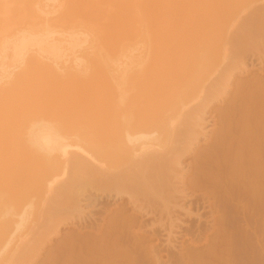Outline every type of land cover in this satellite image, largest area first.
<instances>
[{
    "label": "bare ground",
    "instance_id": "6f19581e",
    "mask_svg": "<svg viewBox=\"0 0 264 264\" xmlns=\"http://www.w3.org/2000/svg\"><path fill=\"white\" fill-rule=\"evenodd\" d=\"M35 1L0 0V57L15 56L14 61L19 63H39L40 58L45 61L50 57L54 66L47 65L50 59L46 58L47 62L35 63L44 66L37 69L61 75L63 80L62 74L66 72L70 79L76 76L70 70L82 76L91 72L87 80L78 76L79 81L75 78L77 81L67 85L69 80L64 75L66 84L62 81L46 87L53 96L87 93L89 103L84 110L77 111L79 114L72 107L77 117L71 107L68 114L64 106L63 114L61 109L56 111L57 108L53 110L47 105L42 109V102L41 112L31 111L34 102L26 93L23 66L19 70L22 64L17 66L14 62L10 67L15 70L14 76L8 67L0 65V145L11 140L10 147L4 146L8 149L2 147L0 152L15 150L11 142L26 135L24 132L29 129L24 131V125L28 126L29 113L44 112L48 119L32 118L42 121L36 123L34 130L45 126L51 132L40 127L32 135L33 141L42 145L52 137L49 150L46 144L40 150L50 155L55 150H68L71 143L68 146L65 137L85 144L78 148L85 159L88 156L97 189L85 200L89 217L81 219L85 213L80 215L77 233L66 236L62 242L59 252H63V257L58 252L40 263L167 264L162 261L166 256L168 264H223L222 253L242 251L241 247L251 242L248 238L254 240L258 235L264 239V43L259 38H264V0H45L46 4L37 0L34 5ZM30 47L40 53L34 55ZM78 48L84 49L79 52ZM86 56L90 62L82 61ZM73 57H77L76 64ZM8 60L6 63L10 64ZM62 61L67 63L63 66ZM55 62L59 71L60 66L63 68L60 75L52 68L56 67ZM69 62L72 64L67 66ZM24 66L28 67L27 63ZM27 67L25 74L30 73ZM52 74L46 75L50 79ZM42 89L40 86V92ZM63 101L59 104L65 105ZM81 102L79 99L66 105L79 107ZM18 104L30 108L24 105L22 109ZM64 119L77 123L70 127L69 121L65 128ZM31 126L29 123L30 129ZM32 152L36 165L40 160V166L49 161ZM10 159L0 156V264H38L41 248L50 241L45 240L49 232L36 231L31 237L34 231L24 230L29 226L28 220L34 218L33 214L30 218L28 201L35 190L31 187L27 197L24 191L29 187H24L23 192V187H9L17 183L15 176L23 166L14 163L11 167L7 163ZM49 164L46 166L50 175ZM23 195L27 197L23 208L29 216L22 208L20 198L26 201ZM7 198H15L14 212L20 211L13 214V218L20 219L14 224L8 217L12 205H7L11 202L7 203ZM2 205L10 208L4 211ZM239 215L245 223L239 221ZM51 217L49 222L54 224L55 218ZM227 217L239 219V224L229 227L244 228L241 238L250 236L245 237L247 245L243 241L244 245L234 244L241 234L227 226ZM209 253L215 257L211 262L206 256ZM190 257L193 260L187 259Z\"/></svg>",
    "mask_w": 264,
    "mask_h": 264
},
{
    "label": "rangeland",
    "instance_id": "374dc122",
    "mask_svg": "<svg viewBox=\"0 0 264 264\" xmlns=\"http://www.w3.org/2000/svg\"><path fill=\"white\" fill-rule=\"evenodd\" d=\"M31 1V3H33L34 2V0H33V2H32V0H30ZM37 1V0H36ZM35 1V3H34V5L39 1H37L36 2ZM184 0H182V2H183ZM252 1V0H251ZM41 2H43V1H41ZM41 2H40V4H41ZM44 2H45V0H44ZM70 2V1H69ZM72 2V1H71ZM254 2H258V0H254ZM261 3H263L262 2V0L260 1ZM47 2H45V4H46ZM75 3V2H74ZM261 3H258V4H261ZM44 3H43V5H45ZM71 4H73V2L71 3ZM42 5V4H41ZM41 5H39V6H41ZM74 5V4H73ZM72 5V6H73ZM262 5H264V3L262 4ZM39 8H38V6H37V14L39 15L40 13H39V10H38ZM40 9H41V7H40ZM34 16V15H33ZM264 32V31H263ZM262 32V33H263ZM259 38H261L260 40H262L263 42L262 43H264V38H263V36L261 37V35H260V37ZM263 38V39H262ZM36 46V48L38 47V45H35ZM34 46V47H35ZM87 46V47H86ZM86 46H84V48L86 47V48H88V45H86ZM31 48V47H30ZM33 48V47H32ZM32 48H31V52H33V54L35 53L36 54V52H39V51H34V50H36V48H33V51H32ZM84 48H78V49H80V51L79 52H81ZM85 48V49H86ZM82 49V50H81ZM30 52V53H31ZM29 53V54H30ZM40 53V52H39ZM33 54H31V55H33ZM34 54V55H35ZM30 55V56H31ZM7 56H8V54H7ZM7 56H6V54L5 55H3V57H0L1 59H2V61L0 60V65H5L6 67H8L9 68V72L11 73H9L11 76L13 75V73L15 72V70L13 71L12 70V68H13V66L15 65V63L14 62H16V61H14V59L15 60H17V58L15 57V56H13V55H10L9 54V56H13V59H10V58H7ZM38 56V55H37ZM15 57V58H14ZM29 57V56H28ZM27 57V58H28ZM12 58V57H11ZM43 58V57H42ZM47 58V57H46ZM46 58H45V61L43 60H41V58H40V60L38 61L39 63L41 62V63H44V62H47L46 61ZM74 58V57H73ZM72 58V59H73ZM83 58L85 59V60H83ZM86 58H87V56L86 57H82V61L84 62V61H88L89 59L87 58V60H86ZM8 59H10V60H8ZM29 59H31V58H29ZM28 59V60H29ZM47 59H50V57L49 58H47ZM71 59V60H72ZM77 60V57L76 58H74V60ZM7 60L8 61H10L11 63L10 64H8V63H6L7 62ZM26 60V59H25ZM52 60V61H51ZM57 60V59H56ZM56 60H54V61H56ZM73 60V61H74ZM76 60L74 61V63L76 64ZM32 61L33 60H30V62L29 61H27L26 60V62L23 60V62H24V64L26 65V63H27V65H28V67L27 66H24V64H23V62L21 63H19V60L16 62L18 65L17 66H19L20 64H22V65H20L21 67H19V70H21V68H22V66H23V68H22V70H21V72L23 71V73L22 74H24V75H22V76H24V78L26 79L25 80V82L24 83H26L27 84V87H26V89H27V91H26V93H27V96L29 95L30 97V100L31 101H33L34 103L32 104V106H31V111H32V109H34V111L36 110V111H38V112H41L40 110H39V108L41 107L42 109H44L45 110V107H47V108H49L50 106L51 107H54V109L53 110H55L56 108V111L58 110L59 111V109H61L60 110V112L61 113H63V108H64V106H65V110H69V108L68 107H71L70 109V111L72 112V107L74 108V110L77 112V111H79L80 112V110L82 111V110H84V108L85 107H88L87 105V103H89L88 101H86L87 99H89L88 98V96H89V94H88V96H87V93H83V94H80V93H77V92H74V94H72V93H68L67 95H66V93H65V96H64V94H58V95H55V96H53L54 94H53V92H51L50 90H47L46 89V87L47 86H50V85H52V84H60L62 81H65L64 83L62 82L61 84H66V79H65V76L67 75L66 73L65 74H62L63 76L62 77H64V80H63V78H61V75H60V73H61V71H62V73H63V68H62V66H60L61 68H59L60 69V71L57 69V65H58V63H56L55 62V65H56V67H52L53 68V70H54V68L55 69H57V71H55V72H58V74L60 75V76H57V75H54V74H52V78H50L49 79V75H51V74H48L49 72H45V71H43V70H41V72H40V69H37V67L38 68H41V69H43L44 68V66H41L42 64H40V65H37V64H39V63H37L35 60V62H33L32 63ZM51 63H50V62ZM48 62H47V65H51V66H54V65H52L53 63V59H50ZM63 61H67L66 59H63ZM62 61V62H63ZM69 61V60H68ZM81 61V63L83 64V62ZM61 62V63H62ZM89 62H90V60H89ZM3 63V64H2ZM29 63H30V65L31 66H29ZM35 63H37V64H35ZM67 63V62H66ZM66 63H62L61 65H63V64H66ZM70 63V62H69ZM68 63V65L67 66H69V65H71L72 64V62L69 64ZM87 63V62H86ZM7 64H8V66H7ZM74 64V65H75ZM77 64H79V62H77ZM11 65V66H10ZM44 65V64H43ZM59 65H60V63H59ZM4 66V67H5ZM41 66V67H40ZM64 66V65H63ZM66 66V65H65ZM66 66V67H67ZM2 67V66H1ZM10 67H12V68H10ZM26 67H27V70L29 69L30 70V73L28 74L27 72H26V74H25V72H24V70L26 69ZM31 67V68H30ZM59 67V66H58ZM17 69V68H16ZM66 69V68H65ZM12 70V71H11ZM26 70V71H27ZM28 70V71H29ZM38 70V71H37ZM32 71V72H31ZM70 71H72L73 72V74H75L76 76H74V78L73 79H70L69 77H67L68 79L67 80H69L68 81V84L67 85H69L70 84V81H74V79L76 78H78L79 79V77L80 78H83V76L80 74V72H77V73H75L73 70H70ZM20 71H19V73H21ZM35 72H37L36 74H38V72H39V75H35ZM42 72H45L44 74H45V76L42 74ZM60 72V73H59ZM69 72V71H68ZM19 73H17V78H19ZM49 76H47V75ZM90 74H92L91 72H90ZM88 75V74H85V76H86V78H85V76H84V80H87V78L88 77H90L91 75ZM29 75H32L31 77L29 76ZM42 75V76H41ZM65 75V76H64ZM14 76V75H13ZM38 78H36V77ZM79 76V77H78ZM20 77H21V75H20ZM47 77H48V79H47ZM11 78V77H10ZM28 78V79H27ZM36 79L37 80V84H39L38 86H37V84H36V80H35V82H34V79ZM41 78H43V80L41 79ZM32 80V82H31V80ZM45 79H47L48 81L46 82V80ZM60 79V80H59ZM62 79V80H61ZM75 79V80H76ZM77 79V80H78ZM10 80V79H9ZM8 80V81H9ZM76 80V81H77ZM27 81V82H26ZM50 81L51 82H53V83H50ZM79 81V80H78ZM29 82L31 83V84H29ZM42 83V84H40V83ZM60 82V83H59ZM47 83H49L48 85H46ZM13 84H14V82H13ZM32 84L34 85L33 87H32ZM10 85H12V83L11 84H9V86H8V89L10 88V87H12V86H10ZM31 86V87H30ZM40 86L43 88L42 90H41V92H43V96H41V92H40ZM37 87V88H36ZM5 88H7V86H5ZM31 88H33V90H30ZM12 89V88H11ZM11 89H9V90H11ZM39 89V90H38ZM4 90V89H3ZM7 90V89H6ZM9 90H7V93H8V91ZM29 90V91H28ZM32 91V93H30ZM51 93H50V92ZM2 91L0 90V93H1ZM5 92V91H4ZM39 92H40V94H39ZM46 92V93H45ZM49 92V93H48ZM35 95H34V94ZM9 94V93H8ZM40 95V96H38V95ZM48 94V95H47ZM71 96H70V95ZM77 94L79 95V96H77ZM47 95V96H46ZM50 95V96H49ZM77 97H76V96ZM35 96L40 100H38L37 98L34 100V98H35ZM58 96V97H57ZM73 96V97H72ZM83 96V97H82ZM41 97V98H40ZM45 97H46V99H45ZM54 97V98H53ZM55 97H57V98H55ZM61 97V98H60ZM68 97H70L69 99L70 100H68ZM78 97H80V98H78ZM50 98H51V100H50ZM65 98H67V99H65ZM72 98V99H71ZM73 98H74V100H73ZM78 98V99H77ZM59 99V100H58ZM81 100L82 102H81V104H82V106L80 105L79 107H75L76 105H74V106H67L69 103L71 104V102L72 101H77V100ZM43 100H45V101H47V103L44 101L43 102ZM56 100V101H55ZM63 100H65V102L63 101ZM68 100V101H67ZM50 101H51V103H52V105H51V103H50ZM59 101H63V103H65V105H61V104H59ZM41 102L43 103V104H41ZM58 102V103H57ZM66 103H67V105H66ZM29 105H31V103H28ZM34 104H40V106L39 105H34ZM18 105H20L19 107H21L22 109H24V108H26L27 109V105L26 104H18ZM18 105H13V106H18ZM24 105H25V107H24ZM47 105V106H46ZM60 105V106H59ZM27 106V107H26ZM34 106H36L35 108H34ZM56 106V107H55ZM61 106H63V107H61ZM15 107V108H16ZM24 107V108H23ZM50 107V108H51ZM58 107H60V108H58ZM67 107V108H66ZM82 107V108H81ZM18 108V107H17ZM28 108H30V107H28ZM46 108V110H48ZM77 108H79V109H77ZM63 109V110H62ZM30 110V109H29ZM50 110V109H49ZM64 110V111H65ZM67 110V111H68ZM66 111V113H68L69 114V112L70 111H68L67 112ZM75 111H73L72 112V114H76V117H77V113H75ZM71 112H70V114H71ZM43 113V114H42ZM42 113H39V114H37V113H29V115H28V119H27V125L29 126V123H30V125H32L31 126V129H30V127H28V126H26V124L24 125V127H25V129H24V131L25 130H27V129H29V130H32L33 129V131H31V132H33V134L32 133H29V130H27V131H23L24 132V134H26V135H24V136H21L20 138H18L20 141L22 140V139H24V140H22L21 142H20V144H19V140L18 139H15L16 141H13V143L11 142V144H15L13 147H14V149L15 150H11L9 153H4V152H0V156H4V157H6V156H8V157H11V159L9 160V162L7 161V163H11V167L13 166V164L14 163H18V165H23V166H21V167H19V169H20V171H19V169H18V171H17V174H16V176H15V179H14V181L15 180H18L17 181V183H13L12 185H10L9 187H15V186H17V187H23L22 189H21V191L23 192L24 191V187H29L28 189H26L25 188V190L26 191H24L25 192V195L26 194H28L29 195V190H31V189H33V188H31V187H34V189H33V191H31V192H33L34 194V196L35 195H38V196H33L32 195V193H30V196H32L31 198L33 199V201H32V199H30L28 202H30V206H31V208L30 207H28V210L30 211V218H31V215L34 217V218H32V221H31V219H29L28 218V216H29V214H28V210H25L24 208V203H26V205H27V200H26V198L28 197L27 195V197L25 198V196H24V198H25V200L26 201H24V199L23 198H20L21 199V204H23L22 205V208L25 210L24 212H26L27 211V213L26 214H28V216L26 217L27 219H29L30 221H31V224H30V221L28 220V222H29V226H28V224H27V226L28 227H24V230H26L25 228H27V230L28 231H34V232H31L32 234H31V237L33 236V234L37 231V232H39L40 233V231L43 233V231L45 232V234H46V232H47V230H48V232L49 233H47L48 235H47V237H46V239L45 240H47V238H48V240H50L49 242H47L46 244H44L45 246V249H44V247H43V249L41 248V254H40V256H39V258H38V260H37V262H38V264H41V263H43V261H45L46 259H48L49 257H50V255L52 256V254H55V255H57V253L59 252V249L61 250V247L60 246H62V242H64V240H65V237L66 236H68V235H70V234H72L73 232L74 233H77L76 231H78V228H79V224H78V222H79V220H80V218L82 219L84 216L86 217V219H87V217H89L88 215V210H90L89 209V207L87 206V204H86V199H87V197L89 198L91 195H93L94 193H95V191L97 190L96 189V186H94L93 184H94V181H93V174H92V172H91V168H90V163L87 161L88 159H87V157H86V159H85V156H83V154H81V150L82 149H79L81 146H84L85 147V144L83 145V143H79V142H77V141H75V140H73V139H68L67 140V138L65 137L64 138V141H68L67 143H69L68 144V146L70 145V143H71V145L69 146V148H68V150H66V152H64V153H62V151L60 152V151H54V152H52L51 153V155L49 154L50 152H47V151H45L44 152V150L43 151H40V150H42L43 148H45V147H47L48 146V148H47V150H49V146L52 144L51 142H50V139L52 138V137H50V139H49V142H47L48 143V145H47V143L45 142H43L44 140H41V139H38V140H40V141H42L43 142V144H46L45 145V147H44V145L42 144V142H39V144H42V145H38V144H36V142L35 141H33V136L32 135H34L36 132H37V130L38 131H40V130H42V128L46 131V130H48V128L47 127H45V126H43V127H41V126H37L38 127V129L37 128H35V130H34V126L35 125H38V124H36L38 121H39V119H48L47 118V115L44 113V112H42ZM65 113V112H64ZM63 113V114H64ZM42 114V115H41ZM79 114V113H78ZM44 115H46L45 116V118H44ZM57 115H59V114H57ZM31 116V117H30ZM36 116H38V121H34L32 118H34V117H36ZM43 117V118H42ZM51 119H53V118H51ZM29 120H31V122H29ZM32 120H33V122H32ZM35 120H36V118H35ZM56 120V119H55ZM59 121V120H58ZM69 121H71L70 122V127L73 125V122H74V125H76L75 123H77L75 120H63V122H65V124H64V126L61 124V122H60V127H61V125L63 126V127H67L68 125L67 124H69ZM35 122V124H33ZM40 123L42 122V121H39ZM38 122V123H39ZM40 125V124H39ZM43 125H45V123H43ZM41 127V129L39 130V128ZM65 127V128H66ZM69 127V128H70ZM74 127V126H73ZM47 128V129H46ZM62 128V127H61ZM36 131V132H35ZM56 131V130H55ZM28 132V133H27ZM35 132V133H34ZM49 132H51L50 130H48V131H46V133H49ZM68 134V133H67ZM30 136H31V138H30ZM25 137V138H24ZM22 138V139H21ZM28 138V139H27ZM31 139V140H30ZM2 140V139H1ZM30 140V141H29ZM72 141V142H70V141ZM3 141V140H2ZM7 141V142H6ZM9 141H11V140H9ZM8 140H4L2 143H1V145H0V148H1V150H2V147H3V149H8L9 147H10V144H8V142H9ZM52 141H54L53 139H52ZM18 142V143H17ZM34 142H35V144H34ZM22 143H23V145H22ZM64 143V142H63ZM85 143V142H84ZM17 144V145H16ZM33 144H34V146H33ZM82 144V145H81ZM7 145H8V148H5V147H7ZM20 145H22V147H20ZM37 145L39 146V147H37ZM65 145H66V143H65ZM75 145H77V146H75ZM86 145H88L87 144V142H86ZM5 146V147H4ZM26 146H28L27 148H26ZM80 146V147H79ZM17 147H19V149L17 148ZM42 147V148H41ZM72 147V148H71ZM79 147V148H78ZM17 148V149H16ZM23 148H24V151H22L23 150ZM29 148V149H28ZM26 149V150H25ZM32 149V150H31ZM36 149V150H35ZM70 149V150H69ZM0 150V151H1ZM20 150V151H19ZM28 150V151H27ZM46 150V149H45ZM33 151V152H32ZM77 151V152H76ZM80 151V152H79ZM19 154H18V153ZM25 152H27V153H25ZM32 152V154L34 155V152H35V154H36V156H37V158H38V156H40V159L42 158V156H43V158H46L47 157V159H45V161L46 160H49V161H46V163H44L43 164V166H40V164H42V161L40 160V159H38V160H40V162L38 161V165H36V162H37V159H36V157H35V155L32 157V155L30 154ZM46 152H47V154H49V155H47L46 154ZM16 153V154H15ZM28 153H29V155H28ZM60 153H61V155H60ZM11 154V155H10ZM26 154V155H25ZM53 154H55L57 157H58V160H57V157L55 158L54 156H53ZM68 154V155H67ZM15 155V156H14ZM22 155H23V157H22ZM25 155V156H24ZM31 155V156H30ZM18 156V157H17ZM62 156V157H61ZM27 157H30V158H27ZM61 157V158H60ZM67 157V158H66ZM78 157V158H77ZM24 158H26V159H24ZM31 158H33V159H31ZM55 159V161L54 160H52V159ZM64 158V159H63ZM16 159V160H15ZM19 159V160H18ZM34 159H36L35 161L36 162H34ZM63 159V160H62ZM78 159H79V163H78ZM82 161H81V160ZM84 159V160H83ZM13 160V161H12ZM21 160H22V162H21ZM26 160V161H25ZM30 160V161H32V162H30V163H32V164H30L28 161ZM43 160V162H45L44 161V159H42ZM54 161V163L52 162L51 164L53 165H50L49 164V162H51V161ZM59 160H62V161H59ZM65 160V161H64ZM59 162V164L60 163H62V164H58V162ZM84 161V162H83ZM86 161V162H85ZM26 162V163H25ZM22 163V164H21ZM76 163H78V164H76ZM85 163V164H84ZM28 166H26V165ZM33 164H34V167H33ZM47 164H49L50 165V167H52V169L54 168V166L57 168H54L53 170L49 167V172L51 173L50 175L47 173L48 172V167L46 166ZM58 164V165H57ZM83 164H84V166H83ZM25 165V166H24ZM48 165V166H49ZM62 165H64V167L62 166ZM37 166V167H36ZM60 166V167H59ZM78 166V167H77ZM23 167V168H22ZM25 167H27V168H25ZM40 167V168H39ZM44 168V169H42V168ZM62 167V168H61ZM82 167H83V169H82ZM58 168H61L60 170L58 169ZM88 168V169H87ZM30 169V170H29ZM33 169V170H32ZM63 169V172H61V170ZM29 170V171H28ZM43 170V171H42ZM57 170V171H56ZM24 173H23V172ZM26 171V172H25ZM31 171V173H29ZM35 171V172H34ZM39 171V172H38ZM54 171V172H53ZM56 171V172H55ZM19 172H21V173H19ZM44 172V173H43ZM60 172H61V174H60ZM19 173V174H18ZM28 173V174H27ZM46 173V174H45ZM55 175H54V174ZM24 174V175H23ZM26 174V175H25ZM46 175V176H44V175ZM18 175V176H17ZM24 177H22V176ZM39 177H38V176ZM48 175V176H47ZM51 175H53V176H51ZM58 175V176H57ZM29 176V177H28ZM35 176V177H34ZM22 177V178H21ZM46 177V178H45ZM19 178V179H18ZM26 178V179H25ZM36 178V179H35ZM42 178V179H41ZM35 179V180H34ZM33 180V181H32ZM46 180V181H45ZM50 180V181H49ZM42 181V182H41ZM49 181V182H48ZM20 182V183H19ZM39 183V184H38ZM42 183V184H41ZM45 183V184H44ZM17 184V185H16ZM20 184V185H19ZM37 184V185H36ZM22 185V186H21ZM43 185V186H42ZM95 185H97V184H95ZM42 186V187H41ZM95 187V188H94ZM36 188V189H35ZM42 188H45V189H42ZM98 188H100V187H98ZM28 190V191H27ZM42 190H43V192H42ZM46 190V191H45ZM39 191V192H38ZM28 192V193H27ZM41 194H44V197H43V195H41ZM81 195V196H80ZM43 197V198H42ZM30 198V197H29ZM37 198H39L37 201H38V203H37V201H36V199ZM45 198V199H44ZM53 198V199H52ZM8 199V200H7ZM6 199V201H7V203H8V201L10 200L11 202H9V204H7L6 203V201H4V203H6L8 206H11L12 208H10V210L9 211H12L11 212V214H9V218H11V220L13 221V224L14 223H16L17 222V220L19 219L18 217V219L16 220V218H13V217H15L13 214H18V213H20V211L19 212H17L18 210V206H16L17 207V211H15L14 212V210H15V207L13 206V205H15V204H13V203H15L13 200L15 199V198H12V200H11V198H7ZM17 199V198H16ZM22 199H23V201H22ZM41 199L43 200V202L41 201ZM13 201V202H12ZM19 200L17 199V203H16V205L18 204V205H20V209H21V204H19L20 202H18ZM35 201H36V203H35ZM85 202V203H84ZM11 203V204H10ZM32 203H34L33 204V206H32ZM42 203V204H41ZM29 204V203H28ZM46 204V205H45ZM7 205L6 206H4V205H2V209L5 211H7L9 208L7 207ZM37 205V206H36ZM40 205V206H39ZM6 207H7V209H6ZM26 207V208H27ZM33 208V209H32ZM1 209V210H2ZM2 210V211H3ZM75 210V211H74ZM73 211V212H72ZM82 211V212H81ZM87 212V214H86V212ZM17 212V213H16ZM81 212V213H80ZM229 212H231V214L233 213L232 211H230L229 210ZM85 213V215H83V216H81L80 217V215H82V214H84ZM21 214H23V211L21 212ZM25 214V213H24ZM25 214V215H26ZM230 214V215H231ZM11 215V216H10ZM13 215V216H12ZM35 215V216H34ZM65 215V216H64ZM230 215H229V213H228V216L230 217ZM232 215H234V213L232 214ZM49 216H52L51 218H55L54 220L56 221V222H58V223H55V221H53L54 222V224L51 222H49ZM74 216V217H73ZM236 216H238V215H235V217ZM239 216H241V215H239ZM41 217V218H40ZM80 217V218H79ZM84 217V218H85ZM229 217H227V219L229 220ZM235 217H232V219L230 218V220L228 221L229 222V224L227 225L228 227L229 226H231L232 225V223L233 224H235V223H238L239 221L240 222H242V220L244 219V217H238V218H240V220L237 218V220H239L238 222H237V220L235 221L234 219H235ZM9 218H6V220H8ZM13 218V219H12ZM25 218V220H27ZM43 218V219H42ZM48 220H47V219ZM83 218V219H84ZM34 219V220H33ZM46 219V220H45ZM10 219H9V221L10 222H12ZM20 220V219H19ZM16 221V222H15ZM40 221V222H39ZM48 221V222H47ZM19 222V221H18ZM239 222V223H240ZM27 223V222H26ZM33 223H35V224H33ZM41 223V224H40ZM47 223V224H46ZM231 223V224H230ZM238 223V224H239ZM243 223H245V221L243 220ZM242 223V224H243ZM12 224V225H13ZM40 224V225H39ZM45 224V225H44ZM51 224H52V226H51ZM63 224V225H62ZM237 224V225H238ZM23 225L25 226V224L23 223ZM22 225V226H23ZM58 225V226H57ZM243 225H245V224H243ZM242 225V227H244ZM32 228H31V227ZM38 226V227H37ZM236 225H234V228H235V230H236V233L238 232V235L240 236V234L242 233L243 234V229L244 228H242V230L240 229V228H238V229H236L238 226H236ZM240 226H241V224H240ZM51 227V228H50ZM77 227V228H76ZM233 227V226H232ZM28 228H31V229H28ZM34 228V229H33ZM36 228V229H35ZM38 228L40 229V230H38ZM42 228H45L46 230H44V229H42ZM48 228V229H47ZM230 229H232V230H234V228H231V227H229ZM21 229H23V227L21 228ZM54 231H53V230ZM24 230H21V231H24ZM26 230V231H27ZM50 230V231H49ZM52 230V231H51ZM238 230H241V231H238ZM19 232V234L21 233L22 235L24 234V232ZM27 231V232H28ZM17 232V233H18ZM26 232V234L27 235H29L28 233ZM37 232H36V234H37ZM54 232H56V233H54ZM235 232V231H234ZM240 232V233H239ZM20 234V235H21ZM241 234V236L239 237V238H241V237H243V235ZM15 235V234H14ZM17 235V234H16ZM15 235V236H16ZM20 235H19V237H20ZM237 235V236H238ZM244 235H247L246 233H244ZM14 236V237H15ZM42 236H43V234H42ZM212 236V235H211ZM210 236V238H212ZM237 236L234 238V242L235 241H237V240H235L236 238H237ZM13 237V239H15ZM18 236L16 237L17 239L19 238ZM30 237V236H29ZM245 237L246 236H244V238H243V240H242V238L241 239H239L238 238V241L236 242V243H234V244H240L242 241L247 245L249 242H248V240H246L245 239ZM248 237H250V236H247L246 238H248ZM209 238V243H210V241L212 240V239H210ZM252 238V237H251ZM251 238H248V239H250V243L248 244V246H245L246 247V249H245V247H241V249H242V251L241 250H238L239 249V246L240 245H238V247H237V252H235L236 250H234V252L236 253H234V252H230V253H233L232 255L231 254H228L229 252H227V253H222L223 255L222 256H220V258L222 257V261H220L221 263H223V264H227V263H229V264H264V243H263V241L261 242L262 243V246H261V244H260V241L263 239V238H261L260 236H259V238H261L260 240H259V238H258V235L256 236V239H252L253 240V242H252V240H251ZM254 238V237H253ZM17 239H15V240H17ZM245 239V240H244ZM220 240V239H219ZM219 240H215L216 242H219ZM264 240V239H263ZM44 241V240H43ZM207 242V241H206ZM242 242V243H243ZM248 242V243H247ZM257 242V243H256ZM61 243V244H60ZM241 243V244H242ZM253 243V244H252ZM204 244H206V243H203V245ZM257 244V245H256ZM235 245V246H236ZM242 245H244V244H242ZM241 245V246H242ZM254 245H255V248H253L254 247ZM43 246V245H42ZM249 246H251L250 248H248ZM60 247V248H59ZM260 248H262L261 250H260ZM49 249V250H48ZM58 249V250H57ZM235 249H236V247H235ZM250 249V250H249ZM53 250V251H52ZM45 251V252H44ZM56 251V252H55ZM263 251V252H262ZM211 253V252H210ZM210 253L209 254H207L206 256H207V258H208V261H210L211 262V258L212 259H215V257L214 256H212L213 255V253H212V255H210ZM59 254H60V256L61 257H63L62 255H64L63 254V252L62 251H60L59 252ZM58 254V255H59ZM225 254V255H224ZM226 254H228V256L226 255ZM248 255V256H247ZM225 258H224V257ZM247 256V257H246ZM166 257V256H165ZM164 256H163V258H162V261L163 262H166L167 264L169 263L168 262V258L166 257L165 258ZM231 257V258H230ZM233 257V258H232ZM224 258V259H223ZM228 260H227V259ZM263 258V259H262ZM167 259V260H166ZM187 259H189V261H190V259H192L193 260V258H187ZM61 260V259H60ZM235 261V262H234ZM36 262V263H37ZM41 262V263H40ZM195 262V261H194ZM227 262V263H226ZM193 263V261H191V264ZM142 264H144V263H142ZM188 264V263H187ZM189 264H190V262H189ZM196 264V263H195Z\"/></svg>",
    "mask_w": 264,
    "mask_h": 264
}]
</instances>
